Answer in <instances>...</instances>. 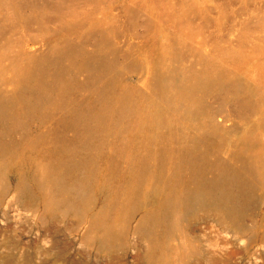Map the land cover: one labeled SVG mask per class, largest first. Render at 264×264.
Segmentation results:
<instances>
[{"label": "rangeland", "instance_id": "1", "mask_svg": "<svg viewBox=\"0 0 264 264\" xmlns=\"http://www.w3.org/2000/svg\"><path fill=\"white\" fill-rule=\"evenodd\" d=\"M0 264H264V0H0Z\"/></svg>", "mask_w": 264, "mask_h": 264}]
</instances>
